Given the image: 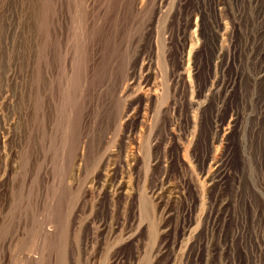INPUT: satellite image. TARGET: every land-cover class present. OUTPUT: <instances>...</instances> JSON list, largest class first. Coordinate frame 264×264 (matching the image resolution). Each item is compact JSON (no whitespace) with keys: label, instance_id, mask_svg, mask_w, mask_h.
I'll list each match as a JSON object with an SVG mask.
<instances>
[{"label":"rangeland","instance_id":"374dc122","mask_svg":"<svg viewBox=\"0 0 264 264\" xmlns=\"http://www.w3.org/2000/svg\"><path fill=\"white\" fill-rule=\"evenodd\" d=\"M0 264H264V0H0Z\"/></svg>","mask_w":264,"mask_h":264},{"label":"bare ground","instance_id":"6f19581e","mask_svg":"<svg viewBox=\"0 0 264 264\" xmlns=\"http://www.w3.org/2000/svg\"><path fill=\"white\" fill-rule=\"evenodd\" d=\"M160 8H161V7L158 8V12H160V10H161ZM192 123L194 124V120H192Z\"/></svg>","mask_w":264,"mask_h":264}]
</instances>
